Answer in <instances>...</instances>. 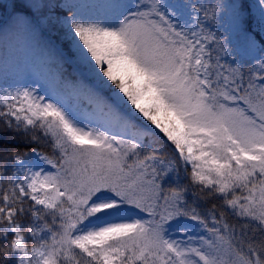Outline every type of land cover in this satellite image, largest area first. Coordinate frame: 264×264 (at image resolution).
<instances>
[{
	"label": "snow or ice",
	"instance_id": "6c2138e0",
	"mask_svg": "<svg viewBox=\"0 0 264 264\" xmlns=\"http://www.w3.org/2000/svg\"><path fill=\"white\" fill-rule=\"evenodd\" d=\"M23 8L70 54L0 84V264H264V0Z\"/></svg>",
	"mask_w": 264,
	"mask_h": 264
},
{
	"label": "rangeland",
	"instance_id": "374dc122",
	"mask_svg": "<svg viewBox=\"0 0 264 264\" xmlns=\"http://www.w3.org/2000/svg\"><path fill=\"white\" fill-rule=\"evenodd\" d=\"M10 2L11 0H0V3L10 4ZM79 2L87 5L98 3L99 0H79ZM246 2L254 4L255 0H246ZM84 11L85 14H94L87 8ZM250 11L255 12V8H250ZM14 20L15 17H9L5 10L0 8V84L6 81L8 85L35 86L36 81H44L46 68L45 64L41 65L45 61L42 51L44 47L55 45L66 54H70V49L62 33L45 29L43 37H40L38 35L40 28L28 30L18 28ZM66 64L78 75L71 60ZM160 136L162 137L163 134L161 133ZM47 141L49 140L42 138L40 143ZM167 150L170 154L171 148Z\"/></svg>",
	"mask_w": 264,
	"mask_h": 264
},
{
	"label": "trees",
	"instance_id": "16d2710c",
	"mask_svg": "<svg viewBox=\"0 0 264 264\" xmlns=\"http://www.w3.org/2000/svg\"><path fill=\"white\" fill-rule=\"evenodd\" d=\"M24 2H25V0H12V7L9 11L10 14H13V13L23 14L26 11V9L23 8ZM193 2H196V0H193ZM199 2L205 3V4H212V3H215V0H199ZM226 2H230V0H226ZM14 5H15V7H14ZM0 8L4 9V4L0 3ZM215 30H216V27L214 26L213 31H215ZM42 64L44 65L45 62H42ZM64 71H65V74H66L68 80H70V81L78 76L75 73V71L71 68V66H69V65L64 64ZM160 142L163 143V140H161ZM10 146L13 148H17L18 150L25 151V152L30 151V147H37L38 146L39 149L42 152H44L45 154H48V155L53 154V149H52L50 141L43 142V143L39 142V145H36V144L29 145L25 141H23L21 138L17 137L15 139V143H13ZM213 203L219 204L218 201L207 200V201L201 202L200 207L203 209H207V208H210Z\"/></svg>",
	"mask_w": 264,
	"mask_h": 264
}]
</instances>
